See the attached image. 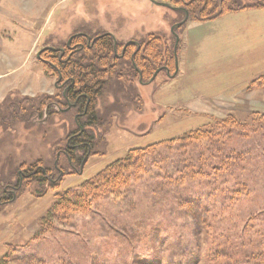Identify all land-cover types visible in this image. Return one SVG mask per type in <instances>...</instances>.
<instances>
[{
	"label": "rangeland",
	"instance_id": "obj_1",
	"mask_svg": "<svg viewBox=\"0 0 264 264\" xmlns=\"http://www.w3.org/2000/svg\"><path fill=\"white\" fill-rule=\"evenodd\" d=\"M183 18V11L150 0H0V198L21 184L31 165L52 171L45 183L23 181L13 201L0 204V259L8 255L7 264H218L207 260L211 244L237 255L255 249L264 230V58L249 52L229 68L223 69V62L216 70L209 66L196 92L182 94L185 99L171 107L164 102L185 93L188 80L179 82L164 70L143 84L124 66L121 81L110 79L98 99L99 122L85 126L96 137L95 147L83 164L71 165L65 155L79 130V112L51 105L49 97L63 88L38 53L46 46L64 47L79 32L92 38L111 33L123 45L154 36L160 48L172 52V26ZM185 26L175 29L180 47ZM153 143L143 171L126 186L96 198L85 213L48 218L41 225L54 201L47 187L60 179V169V191H65L130 148Z\"/></svg>",
	"mask_w": 264,
	"mask_h": 264
},
{
	"label": "trees",
	"instance_id": "obj_2",
	"mask_svg": "<svg viewBox=\"0 0 264 264\" xmlns=\"http://www.w3.org/2000/svg\"><path fill=\"white\" fill-rule=\"evenodd\" d=\"M161 1L171 3L175 6L185 7L189 11V20L182 26L187 25L189 21L203 22L213 20L230 12L264 8V0H256L255 4L249 6H241L237 0ZM150 38L151 40L149 41L139 42V49L137 45L129 44L122 56H119L118 53L121 52L120 48H123L125 45L118 43L115 45V38L111 33L101 34L93 44H87L84 39V48L79 53L73 54L67 60L60 59L58 54L52 51L44 53L48 57V60L54 63L53 66L50 63L41 61L45 65L48 73L55 74L58 78L61 77L62 82L68 81L67 85L69 86L65 96L61 93V95L49 97L52 99L51 105L62 108L67 106V99L73 102L78 98L81 111L85 112L79 119V123L84 130H77L76 133L71 135L73 147L66 150L73 163H76L78 160V162L83 164L85 161L84 155L90 153L95 147L96 137L92 131L86 130L85 126L96 125L99 122L100 117L96 109L98 99L104 95L110 79L116 78V80L121 81V69L124 66H127L131 71L138 74L139 72L136 70V67L139 68L143 78L152 77L154 72L162 67L168 68L170 73L173 68L175 71L174 50L171 52L169 48L162 49L159 46V39H155L154 36ZM45 103L47 102H42L43 106L46 105ZM38 111H41L40 108ZM191 134L189 133L187 136ZM187 136L184 139L188 138ZM156 146L157 144L153 143L146 147L130 148L123 157L107 165L95 176L86 179L79 186L69 188L65 191H60L62 176L64 174V170L62 169L63 174L60 175L59 172L60 179L51 181L47 187V190L53 191L54 201L46 211V214L42 216L41 225H44L48 218L60 219L61 216H65L68 213H85L90 209L96 198L110 190L126 186L132 176L137 177L143 171L145 155L152 153ZM77 152H83V155L79 157L76 155ZM25 170V173L28 174L24 178L26 182L36 180L40 183H45L47 182L46 174L52 172L50 169H46V173H44L45 171L42 169V165L40 166V163L31 165ZM22 183L14 184V194L13 192L4 191L0 198V204L12 202L16 191L20 189ZM258 234L261 240L257 242L255 249L251 253L237 255L238 253H235L234 250L230 253L229 247H214V244H211L207 251V260H215L218 264H264V230ZM7 258L8 255H3L0 259V264H7Z\"/></svg>",
	"mask_w": 264,
	"mask_h": 264
},
{
	"label": "crops",
	"instance_id": "obj_3",
	"mask_svg": "<svg viewBox=\"0 0 264 264\" xmlns=\"http://www.w3.org/2000/svg\"><path fill=\"white\" fill-rule=\"evenodd\" d=\"M182 43L175 78H179V82L188 80V89L185 93L170 96V102H164L169 107L175 106L176 100L181 103L185 99L182 94L196 92L198 85L202 84V76L209 74V66L216 70L223 62V69L229 68L237 65L243 54L249 52L251 57L264 58V8L230 12L203 22L189 21Z\"/></svg>",
	"mask_w": 264,
	"mask_h": 264
},
{
	"label": "flooded vegetation",
	"instance_id": "obj_4",
	"mask_svg": "<svg viewBox=\"0 0 264 264\" xmlns=\"http://www.w3.org/2000/svg\"><path fill=\"white\" fill-rule=\"evenodd\" d=\"M100 35L98 36H95L94 38H92L91 36H89L87 33L85 32H79V33H76V34H73L69 40L67 41L66 45L64 47H59V48H56V47H53V46H46L44 48V50H42L41 54H40V60L43 62H46V63H50L51 65L54 66V63L53 62H50L48 60V57L44 55L45 52L47 51H52V52H55L58 54L59 58L60 59H64V60H67L69 57H71L73 54L75 53H79L85 46L84 44V39L86 40V43L89 44V43H94L95 40L99 37ZM116 45V44H115ZM126 48L127 47H123L122 48V55H124L125 51H126ZM139 49V48H138ZM117 51V50H116ZM120 56V55H119ZM137 70V69H136ZM139 72V71H138ZM139 77H140V73H139ZM143 77V76H142ZM61 77L58 78V82H60V84L56 83V86L59 87V88H63V92L62 94L65 96L66 93H67V90L69 88V86L67 85V82L68 81H65V82H62L61 81ZM72 107H75L78 109V114L76 115V120L78 121V119L81 117V115H84L85 112H82L81 111V108L78 104V98L75 100V101H71L69 99H67V106H64V107H58L57 108L59 109V111H63L65 109L69 110L71 109ZM65 110V111H67ZM77 125L79 127V130L83 131L84 128L80 125L79 122H77ZM73 147V145L69 146L68 148L71 149ZM65 155L67 156L70 164L72 165L73 164V161L71 159V157L69 156L68 152L66 151L65 152ZM45 171V170H44ZM60 173L63 172L61 169L59 170ZM46 173V172H44ZM28 174H24L21 176L20 178V182L22 183L24 181V178L27 177ZM7 192H13V194L15 193V188L14 186H12V189L10 190H6ZM1 203V201H0Z\"/></svg>",
	"mask_w": 264,
	"mask_h": 264
},
{
	"label": "water",
	"instance_id": "obj_5",
	"mask_svg": "<svg viewBox=\"0 0 264 264\" xmlns=\"http://www.w3.org/2000/svg\"><path fill=\"white\" fill-rule=\"evenodd\" d=\"M152 3L156 4V5H159V6H163V7H167L169 9H172L174 11H183L184 12V18L180 21V22H177L175 23L173 26H172V30L174 32V34L176 35V42H175V47H174V53H175V64H176V69L174 71V73H170V70L166 67H162V68H158L154 74L152 75V77L148 80V81H143V77H142V74L139 70V68L136 67L137 71H139L140 73V78H139V81L143 84H148V83H151L155 80V78L157 77V75L162 71V70H166L167 74L169 77H175L179 71V59H178V54H177V47H178V44H179V36L175 33V29L181 27L184 23H186L188 20H189V11L185 8V7H180V6H175V5H172L171 3H168V2H164V1H160V0H150ZM115 38V37H114ZM135 44L137 45V48H140V44L138 41H135V40H130L128 41L124 47H127L129 44ZM115 44H117V41L115 39ZM44 50V49H43ZM42 51H40L38 53V58H40V54H41ZM67 110V109H65Z\"/></svg>",
	"mask_w": 264,
	"mask_h": 264
},
{
	"label": "bare ground",
	"instance_id": "obj_6",
	"mask_svg": "<svg viewBox=\"0 0 264 264\" xmlns=\"http://www.w3.org/2000/svg\"><path fill=\"white\" fill-rule=\"evenodd\" d=\"M85 122V121H84Z\"/></svg>",
	"mask_w": 264,
	"mask_h": 264
}]
</instances>
